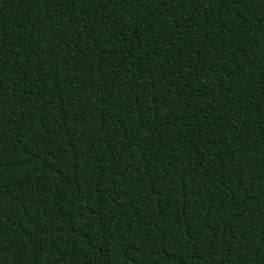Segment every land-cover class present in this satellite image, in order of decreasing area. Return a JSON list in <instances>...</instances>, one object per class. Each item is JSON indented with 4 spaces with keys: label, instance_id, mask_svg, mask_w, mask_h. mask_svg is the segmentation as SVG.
I'll use <instances>...</instances> for the list:
<instances>
[{
    "label": "trees",
    "instance_id": "16d2710c",
    "mask_svg": "<svg viewBox=\"0 0 264 264\" xmlns=\"http://www.w3.org/2000/svg\"><path fill=\"white\" fill-rule=\"evenodd\" d=\"M0 264H264V0H0Z\"/></svg>",
    "mask_w": 264,
    "mask_h": 264
}]
</instances>
